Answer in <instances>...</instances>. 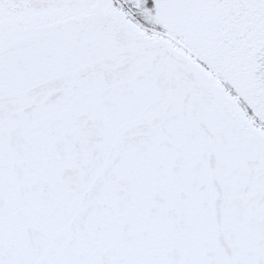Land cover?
Instances as JSON below:
<instances>
[{
	"label": "snow or ice",
	"instance_id": "6c2138e0",
	"mask_svg": "<svg viewBox=\"0 0 264 264\" xmlns=\"http://www.w3.org/2000/svg\"><path fill=\"white\" fill-rule=\"evenodd\" d=\"M0 264H264V0H0Z\"/></svg>",
	"mask_w": 264,
	"mask_h": 264
}]
</instances>
